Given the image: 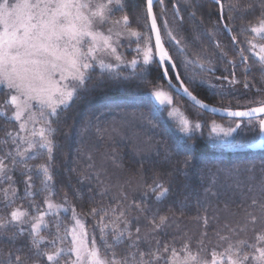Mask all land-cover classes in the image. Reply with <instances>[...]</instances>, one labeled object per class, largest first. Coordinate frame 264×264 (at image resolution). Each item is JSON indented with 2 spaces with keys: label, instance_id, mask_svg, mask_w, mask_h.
<instances>
[{
  "label": "snow or ice",
  "instance_id": "snow-or-ice-1",
  "mask_svg": "<svg viewBox=\"0 0 264 264\" xmlns=\"http://www.w3.org/2000/svg\"><path fill=\"white\" fill-rule=\"evenodd\" d=\"M159 3L160 14L154 10L155 0H0V264H264V180L259 188L248 186L239 211L227 203L209 211L208 202L197 198L195 232L184 225L183 210L180 216L161 211L173 196L189 199L186 169L193 157L184 156V167L166 170L165 165L204 129L203 123L190 121L180 111L175 98L182 92L200 108H208L192 89L210 83L201 73L215 72L214 59L232 69L215 80L264 93V0H210L215 19L206 35L224 33L234 46L231 58L218 39L211 51L202 48L190 56L186 39L178 35L184 24L180 5L172 0L170 21L164 0ZM185 5L202 7L195 0H185ZM196 15L190 13L193 20ZM204 24L202 15L196 27ZM125 52L134 55L128 60ZM190 65L200 72L187 75ZM241 65L243 80L237 75ZM97 69L99 78L107 76L118 86L147 90V111L132 113V120L165 136V121L171 120L182 135L153 144L151 138L129 134L130 121L97 128L109 140L127 136L134 156L143 158L153 150L161 155L162 147L161 168L149 183L143 164L125 174L116 153L89 155L88 173H80L76 187L65 184L57 200L55 189L64 182L57 174L56 137L68 110L94 86ZM156 77L167 83H157ZM212 111L248 118L252 132L258 126L249 146L264 151V96L248 101L242 110ZM244 123L237 119L225 128L212 121L209 138L213 133L232 137ZM88 131L85 125L79 134ZM38 159L43 162L31 163ZM255 168V163L243 166L245 171ZM260 168L264 173V162ZM240 170L218 169L226 175ZM93 178L98 189L90 187L92 195L85 198L79 185ZM184 200L179 201L182 209ZM88 219L95 222L91 230Z\"/></svg>",
  "mask_w": 264,
  "mask_h": 264
},
{
  "label": "trees",
  "instance_id": "trees-1",
  "mask_svg": "<svg viewBox=\"0 0 264 264\" xmlns=\"http://www.w3.org/2000/svg\"><path fill=\"white\" fill-rule=\"evenodd\" d=\"M175 2L180 5L181 15L184 17L183 28L178 31V35L186 39L189 55H194L202 48L211 51L214 40L218 39L229 50L228 58H231L234 46L230 45V40L224 33L216 32L213 37L206 35L210 20L215 19V9L210 0H195L196 5H202V7L196 8L186 6L185 0H175ZM171 4L172 0H164L165 15L170 21L173 16ZM154 10L157 14H160L161 6L159 2L155 4ZM192 11H196L195 20L190 16ZM202 15L205 24L197 28L196 25L199 24ZM167 46L169 48L174 47L171 44ZM132 47H135V44ZM124 54L128 60L134 55L131 52H125ZM173 54L175 55V53ZM182 59V57H177V62L182 61ZM212 63L216 70L211 75L201 73V76L205 79L210 76L227 75L232 71L231 67L226 69L225 64L219 60L214 59ZM99 71L97 69L96 74L93 75L92 84L94 86H90L89 91L72 105L67 112V119L62 120L60 124L61 133L70 132L71 134L66 137L58 133L56 137L58 143L56 152L57 174L58 179L64 182L58 183L55 189L57 200L62 196L65 184L76 187L80 173H88L87 165L91 163L88 160L89 155H95L99 158L100 154L104 152L116 153L117 156L122 158L121 162L125 166V174L127 170L140 168L143 164L149 183L154 171L161 168L164 151L162 147L159 149L161 155L153 150L143 158L134 156L127 136L123 139H121V136H114L109 140L106 137H101L97 133V128L110 129L113 126H119L124 121H130L129 134L134 132L145 141L151 138L153 144L165 139L172 142L175 137L182 135L176 130L175 124L171 120L165 121L167 136L159 131L154 132L148 128L145 122L139 119L132 120V113L138 114L141 110L147 111L146 101L148 98L145 95L147 90L118 86L107 76L99 78ZM124 71L127 72L130 69ZM179 71H185L183 63H180ZM193 71L200 72L199 69H193L190 65L186 74L190 75ZM152 75L156 76V72L153 71ZM237 75L239 79L243 80V65L237 69ZM156 81L160 84H166L162 77H156ZM192 90L193 94L203 102L220 108H231L232 110H242L245 106H248V101L264 96V93H257L255 89L246 91L243 89L242 84L233 85V91L228 92L226 89L223 93L217 92L218 90L212 91L209 87L200 83L196 84ZM175 103L190 121L203 123L204 129L202 132H196L194 141L184 142L185 150L182 155L173 154L169 163L165 165L166 170L184 167L182 163L184 156L190 154L193 157L192 166L186 169L190 189L187 194L189 199L184 200L183 195L173 196L162 204L161 211L169 214L174 212L176 216H180V211L183 210L184 225L188 230L195 232L198 227L194 220V217L198 214L197 198L208 202L209 211L215 208L223 209L226 203L233 211H239L243 207L245 201L243 193L247 191L248 186L252 184L254 187L259 188V182L264 180V173L261 172L260 168L261 163L264 162V151L249 146L248 141H251L257 135V132H252L251 127L247 128L248 126L245 125L247 120H244L245 123L243 124L247 128L246 130L242 127L234 132L232 137L223 139L216 137L213 133L210 139L212 121L226 128L229 123H233L235 120L222 119L203 113L180 96L175 98ZM164 115L166 116V111ZM85 125L88 126L89 131L84 135H80V130ZM42 162V159H38L31 163ZM251 163L256 164L255 171H245L243 166ZM226 166H241V170L232 175H226L218 171V169ZM72 167H76L79 171L72 173L66 170ZM37 184L39 185V181H37ZM90 187L98 189L95 178L85 179L84 183L79 185L85 198L92 195L88 191ZM206 189L209 191L206 192ZM20 190L23 191L22 185ZM180 200H184V205H186L183 209L179 203ZM104 203L107 204L108 200L105 199ZM0 214H2V209H0ZM200 214H203L202 211ZM86 223L91 230V225L95 222L88 219Z\"/></svg>",
  "mask_w": 264,
  "mask_h": 264
},
{
  "label": "water",
  "instance_id": "water-1",
  "mask_svg": "<svg viewBox=\"0 0 264 264\" xmlns=\"http://www.w3.org/2000/svg\"><path fill=\"white\" fill-rule=\"evenodd\" d=\"M159 2V0H155V4ZM163 80L165 81V83H167V79L163 78ZM175 82V81H174ZM181 98L185 99L190 105H192L193 107H195L196 109L200 110L201 112L203 113H206V114H209V115H212L214 117H218V118H222V119H228V120H237V119H240V120H248V118H235V117H230L228 116L227 112L225 111H212V109H224V108H220V107H216V106H213V105H210V104H207L208 105V108L206 109H202L199 107V105H196L194 101L190 100L187 96H185L182 92L180 93L179 95Z\"/></svg>",
  "mask_w": 264,
  "mask_h": 264
},
{
  "label": "rangeland",
  "instance_id": "rangeland-1",
  "mask_svg": "<svg viewBox=\"0 0 264 264\" xmlns=\"http://www.w3.org/2000/svg\"><path fill=\"white\" fill-rule=\"evenodd\" d=\"M215 76H210V77H207L206 79H208V80H210V83H203V82H200V84H202V85H205V86H207V87H209L212 91H217V92H219V93H223L224 92V90H226L227 89V91L229 92V91H233L232 89H233V85H229L228 83H227V81H223V82H221V81H217V80H215V78H214ZM212 85H216L215 87H213ZM181 111V110H180ZM182 112V111H181ZM183 113V112H182ZM184 114V113H183ZM185 115V114H184ZM178 119V118H177ZM244 121V120H243ZM254 124L256 123V121L254 120V122H253ZM246 126H248L247 124H245ZM245 125H242V127H244L245 128V130L247 129V128H249L250 126H248L247 128L245 127ZM241 127V128H242ZM257 133H258V126H257ZM68 215L70 216L71 214L70 213H68Z\"/></svg>",
  "mask_w": 264,
  "mask_h": 264
}]
</instances>
